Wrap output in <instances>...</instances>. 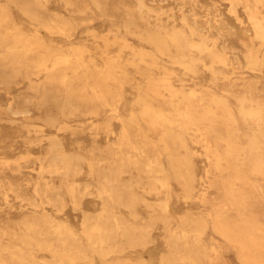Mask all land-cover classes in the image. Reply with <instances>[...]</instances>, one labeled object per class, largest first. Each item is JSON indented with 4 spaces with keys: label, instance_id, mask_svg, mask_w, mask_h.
<instances>
[{
    "label": "bare ground",
    "instance_id": "6f19581e",
    "mask_svg": "<svg viewBox=\"0 0 264 264\" xmlns=\"http://www.w3.org/2000/svg\"><path fill=\"white\" fill-rule=\"evenodd\" d=\"M53 1L18 4L27 16L67 38L83 23L115 17L122 7L126 32L173 60L190 47L192 60H202L210 77L187 85L166 69L151 78L148 93L170 97L173 109L140 97L148 116L165 127L154 139L137 111H121L126 70L117 71L111 63L96 70L85 57L87 47L62 51L19 26L0 5V120L55 128L23 139L41 144L37 153L29 148L8 152L0 145V264H96L89 247L106 259L102 264H134L112 257L154 241L149 222L161 216L157 210L177 221L176 228L167 225L170 251L160 264H231L217 248L202 253L210 228L231 245L237 264H264V81L244 74L246 67L264 71V0H60L68 14L51 10ZM145 13L178 27L172 36L165 28L143 27L138 20ZM206 51L210 63L203 57ZM219 62L240 74L217 68ZM77 116L87 119L73 123ZM176 128L193 131L200 145L196 151L207 159L206 186L197 195L206 215L174 212L171 171L162 155L175 149ZM66 134H87L88 154L70 152ZM181 142L190 152L186 139ZM133 168L139 174L125 177ZM142 202L147 214L139 210ZM55 212L67 216L57 218ZM143 214L148 224L132 221ZM38 251L50 253L52 260Z\"/></svg>",
    "mask_w": 264,
    "mask_h": 264
},
{
    "label": "rangeland",
    "instance_id": "374dc122",
    "mask_svg": "<svg viewBox=\"0 0 264 264\" xmlns=\"http://www.w3.org/2000/svg\"><path fill=\"white\" fill-rule=\"evenodd\" d=\"M20 1V0H19ZM18 0H0V5H4L11 11L13 19L19 26L26 29L29 32L37 33L43 36L48 42L61 48L62 51L68 52V50L75 45H84L89 49L85 57L93 64L96 70H104L107 63L115 65L117 71L126 70V80L124 85V98L121 102L122 113H131L132 110L137 111L140 114L141 122L145 130L149 131L151 137L158 139L162 133L165 132V127L155 120L151 119L145 111L144 104L141 103L140 97L147 95L157 107L173 110L170 107V97L156 96L155 94H149L151 78H160L166 69L173 72V77L177 83L184 81L187 85H190L194 79L205 80L210 77L209 70L205 67L202 60H192L193 50L186 46L184 51H181L182 56L176 60L161 55L151 44L147 43L143 39L125 31V27L122 21L125 19V9H116L115 17L101 16L94 23L84 24L79 27L76 35L73 38H67L59 33L51 32L46 29L41 23L33 20L27 16L18 4ZM134 5L138 9L142 7L134 2ZM119 6V5H118ZM51 10H60L65 14V8H63V2L60 0H54L49 4ZM119 10V12H118ZM124 17V18H123ZM139 19V23L143 27H152L155 29L165 28L166 31L172 36L177 24L170 19H165L161 16H156L152 13H145ZM180 26V25H179ZM60 35V36H58ZM65 38V39H64ZM175 46L177 41L173 40ZM203 57L206 62L210 63L211 55L208 51L203 53ZM129 61H133L130 63ZM217 68H222L231 72L234 77L240 74V70L234 68L231 65H225L224 63H217ZM244 74L250 77H256L264 81V71L255 67H246ZM225 82L224 79L220 80V85ZM81 83V82H79ZM108 113L107 109H104L103 114ZM87 118L77 116L73 118V123L80 124V121H85ZM120 121H116V126ZM85 123V122H82ZM31 127V128H30ZM25 128L21 121H11L9 119L0 120V145L8 152H15L20 149L29 148L37 153L41 149V144H31L23 141L25 137L30 138L34 136L37 130H43L47 134L55 132L53 127H41L30 126ZM21 129V130H20ZM117 132H120V128H117ZM172 136V142L175 149L166 151L162 155V159L166 161V166L170 167L171 175V194L173 198L174 212L179 216L181 214H196L206 215L207 207L202 201L197 198L198 193L206 186V171L208 162L204 155L199 154L196 150H199L200 145L194 143L195 134L193 131H185L179 128L174 129ZM68 144L70 152L79 151L88 154V135L87 134H66L62 136ZM186 139L190 152L182 145L181 139ZM196 151V153H195ZM138 175L139 171L135 168L129 170L125 177L129 175ZM143 176L146 178L145 174ZM214 193V192H213ZM144 196L149 199H156V193L143 192ZM192 194V197L187 198ZM200 201V202H199ZM14 210V209H13ZM18 208L14 212H20ZM139 210L143 213L148 212V208L145 207L142 202L139 205ZM161 216L158 219L149 222L153 225L152 237L154 241L146 247L138 246L127 248L124 251L116 252L112 259L115 262H131L134 264L140 263V261L146 260L150 264H160L165 254L169 253L167 241L169 232L167 225L172 228H176L177 221L172 217L170 213H163L157 210ZM194 212V213H193ZM57 218H66L67 215H61L55 212ZM140 216L139 218H132L137 225H146L148 221L146 216ZM75 228L79 230V225L76 224ZM87 244V243H86ZM213 248H217L222 251L224 255L228 257L231 264H237L235 251L230 244L221 240L211 228L206 232L202 239V253L207 254ZM94 263L102 264L106 259L98 252L94 251L90 247L88 248ZM38 253L52 260L50 253L46 251H38ZM206 261V259H204ZM216 264V263H208Z\"/></svg>",
    "mask_w": 264,
    "mask_h": 264
}]
</instances>
